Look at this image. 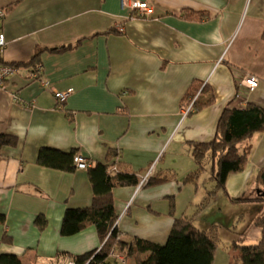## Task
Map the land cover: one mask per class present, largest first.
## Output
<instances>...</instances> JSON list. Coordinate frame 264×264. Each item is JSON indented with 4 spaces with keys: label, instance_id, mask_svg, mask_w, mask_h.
Masks as SVG:
<instances>
[{
    "label": "crops",
    "instance_id": "obj_1",
    "mask_svg": "<svg viewBox=\"0 0 264 264\" xmlns=\"http://www.w3.org/2000/svg\"><path fill=\"white\" fill-rule=\"evenodd\" d=\"M121 1L0 0L2 60L21 64L8 88L0 90V134L16 138L0 148L5 218L0 255H16L21 264H48L57 254L76 257L101 246L93 225L60 233L64 211L88 206L92 188L87 169L39 165L37 154L44 147L73 151L91 165L120 163L137 179L153 165L139 189L137 184L112 189L121 241L137 237L163 244L174 220L183 216L201 229L221 226L203 217L205 207L200 210L206 178L198 175L189 182L185 177L195 166L192 143L214 137L225 107L253 103L264 108V0ZM131 1L149 5V15L131 9ZM192 12L203 15L189 18ZM37 47L42 51L36 74L42 82L29 79L34 71L24 66ZM247 74L258 80L252 90L241 82ZM52 88L73 91L58 105ZM206 92L213 95L210 104L183 114ZM247 144L245 168L227 176L222 193L229 209L255 208L254 219L261 206L246 199L257 194L254 178L264 167V130L240 147ZM38 216L44 217L43 228ZM237 217L235 212L231 218ZM259 237L260 232L253 241ZM229 238H220L213 264H229L239 253Z\"/></svg>",
    "mask_w": 264,
    "mask_h": 264
},
{
    "label": "trees",
    "instance_id": "obj_2",
    "mask_svg": "<svg viewBox=\"0 0 264 264\" xmlns=\"http://www.w3.org/2000/svg\"><path fill=\"white\" fill-rule=\"evenodd\" d=\"M188 14L189 18L198 19L203 15L194 12ZM69 47L70 45H67L53 50L63 51ZM41 51L42 49L37 47L31 60L24 63V66L30 65L35 73L39 72L38 56ZM9 64L17 68L21 65ZM38 78H40L39 74ZM212 101V93L206 92L204 97H197L192 106L195 110H199ZM263 130L264 108L253 103H247L239 108L227 106L219 116L214 137L207 142L192 143L191 155L195 166L185 177V181L193 182V178L196 180V176L201 174L206 165L211 164L209 178L214 183L212 190L208 191L202 200L200 210L209 203V197L214 196L218 190H225V181L229 174L238 173L245 168L251 146L247 144L245 147H240L241 142ZM15 142V137L0 134V148ZM74 155L73 151L65 153L44 147L39 149L36 161L44 167L72 170L75 167ZM117 165L116 171H111L112 165L103 163L90 165L87 168L92 188L90 204L64 211L60 227L62 235H71L87 225H93L101 242L97 251L74 257L75 263L119 264L117 259L110 256L111 251L114 250L122 253L123 261L120 264H126L130 258L134 261L132 264H213L215 251L221 242L217 226L201 229L195 226L191 218L185 216L174 220L163 244L137 237H134L130 243L119 239L112 189L116 186L136 185L139 179L135 174L121 169L120 163ZM254 184L257 194L246 200L254 201L261 206L252 221V225L259 228L260 237L256 243L243 244L245 239L243 232L232 241L231 246L238 249L239 253L231 257L229 264H264V167L256 171ZM4 220V216L0 214V224H3ZM45 223L43 216L37 217L39 228H43ZM0 264L21 263L16 255L2 254Z\"/></svg>",
    "mask_w": 264,
    "mask_h": 264
},
{
    "label": "built area",
    "instance_id": "obj_3",
    "mask_svg": "<svg viewBox=\"0 0 264 264\" xmlns=\"http://www.w3.org/2000/svg\"><path fill=\"white\" fill-rule=\"evenodd\" d=\"M121 2H122V5H125L126 0H122ZM130 7L133 10L136 9L139 15L146 16V15H149L150 13L149 5L141 1H131ZM4 15H5L4 10L0 9V21L3 19ZM5 45H6V40H5L4 33L0 31V90H5L8 88V80L10 76L16 72V67L2 60ZM29 79L38 80L39 78L35 72H32V73H29ZM39 80L40 82H42L41 79ZM241 82L246 87H248L250 90H252L257 86L258 80L256 76L247 74L242 77ZM72 91H73L72 88H69L64 91H59V90L52 88L53 97L57 101L58 105L63 104L66 101L67 97L72 93ZM12 94L15 96L16 93H14L13 91ZM194 99L191 100L188 103V105L184 108L183 114L186 115L188 112L192 110V104H193ZM73 162H74L75 168L77 169H87L91 165L90 161L80 154L74 155ZM116 170H117V166L112 165L111 171H116ZM152 170H153V165L147 170L145 175L139 178L138 183H137V189L142 187L147 182L148 177L150 173L152 172ZM110 256L111 258L117 259L119 264L122 263L123 261V256L121 252L112 250L110 253ZM47 260H48L47 263L49 264H76L75 259L73 257L66 255V254H62V253L57 254L54 257H49Z\"/></svg>",
    "mask_w": 264,
    "mask_h": 264
},
{
    "label": "rangeland",
    "instance_id": "obj_4",
    "mask_svg": "<svg viewBox=\"0 0 264 264\" xmlns=\"http://www.w3.org/2000/svg\"><path fill=\"white\" fill-rule=\"evenodd\" d=\"M210 174L211 164H207L206 168L200 174L201 180H203V178H206L204 181V189L207 190L206 194L208 193V191L212 190L214 185L213 180L209 178ZM189 184L191 185V183ZM191 188H193L192 185ZM222 192L223 191L218 190L217 196L209 197V203L204 208L206 213L203 217H207L211 220H218L221 223V226H219V228L217 227L218 232H220L221 234L220 238L224 239L228 238L230 235L232 236V238L228 239V242L234 241L236 237L238 238L240 235H242L243 232H245L247 240L245 242L243 241V244L256 243L257 240H253L255 235L260 231L259 228L252 225L255 208L253 209L252 206L239 204L238 206L232 205L229 209V200ZM219 212L222 214V216ZM235 212L238 214V217L233 220L231 217L235 214ZM71 257L74 258V256ZM131 259L132 258L128 259L126 264H132L134 261H132ZM135 259L138 260L137 258Z\"/></svg>",
    "mask_w": 264,
    "mask_h": 264
}]
</instances>
